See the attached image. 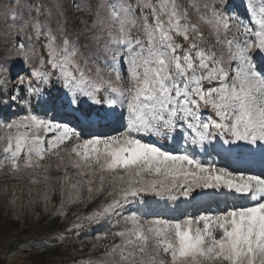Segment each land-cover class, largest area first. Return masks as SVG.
Wrapping results in <instances>:
<instances>
[{
  "label": "snow or ice",
  "instance_id": "obj_1",
  "mask_svg": "<svg viewBox=\"0 0 264 264\" xmlns=\"http://www.w3.org/2000/svg\"><path fill=\"white\" fill-rule=\"evenodd\" d=\"M0 173L99 201L82 264H264V0H0Z\"/></svg>",
  "mask_w": 264,
  "mask_h": 264
},
{
  "label": "rangeland",
  "instance_id": "obj_2",
  "mask_svg": "<svg viewBox=\"0 0 264 264\" xmlns=\"http://www.w3.org/2000/svg\"><path fill=\"white\" fill-rule=\"evenodd\" d=\"M72 3L73 0H70L69 4ZM8 115V112H4L5 118ZM116 130L122 129L117 127ZM105 131L111 132L112 129H105ZM161 143L168 150H180L183 147L182 142L161 141ZM195 150L199 151L198 149ZM202 158L211 159L212 157L205 156ZM217 161L219 162V158H217ZM221 166H226V162L221 163ZM232 167L242 166L233 164ZM52 175H56V173L53 172ZM45 195L49 197L47 201L44 199ZM62 195L66 205L64 211L67 215L68 212L69 214L72 213L68 220L67 229H71L72 222L76 219L73 213L87 215L99 203V201L96 203L89 202L87 205L81 204L79 206L67 204V192L64 194L59 191L49 192L44 184H31L27 179L20 180L0 173V241L18 235H34L42 237V243L46 245L38 254H33L26 248H21L14 253L3 255L0 258V264H49L62 255L72 257L94 251L91 245L95 242V237L98 232L102 231V228H86L80 232L79 236H76L75 231L64 232L66 228H56L52 231L53 234L50 233L51 231L46 230L50 225L49 220L53 216H62L59 213ZM235 202L239 204L247 203L245 200ZM209 203L212 209L217 207L214 202ZM209 203L201 205L199 203H191V201H186L183 198L176 202L158 201L153 205L152 211L167 219L180 217L181 214L195 217L206 207H209ZM194 204H197V206ZM220 205H222L220 207L224 206L223 203ZM177 206H180V208L175 209L178 208ZM60 233H64L67 238L66 242L58 240V245L60 246L57 250H52L53 246L50 245V237L52 235L57 237Z\"/></svg>",
  "mask_w": 264,
  "mask_h": 264
},
{
  "label": "trees",
  "instance_id": "obj_3",
  "mask_svg": "<svg viewBox=\"0 0 264 264\" xmlns=\"http://www.w3.org/2000/svg\"><path fill=\"white\" fill-rule=\"evenodd\" d=\"M69 4L70 0H66ZM72 216V213L65 217L64 215L58 216L55 215L49 220V227L46 228L47 231H51L50 233L53 234V230L56 228L65 229L68 225V220ZM104 229H102L103 231ZM51 236V235H50ZM53 237V235H52ZM50 237V245L53 246L52 250H57L60 245H58V239H53ZM42 237L34 236V235H18L14 236L9 239H5L0 241V258L3 255H7L10 253H14L15 251L26 248L33 254H38L41 252V249L46 245L42 243ZM50 250V251H52ZM90 255H95V252H89L87 254H80L77 256H61L57 260H54L52 263L49 264H82L83 261L87 260Z\"/></svg>",
  "mask_w": 264,
  "mask_h": 264
},
{
  "label": "bare ground",
  "instance_id": "obj_4",
  "mask_svg": "<svg viewBox=\"0 0 264 264\" xmlns=\"http://www.w3.org/2000/svg\"><path fill=\"white\" fill-rule=\"evenodd\" d=\"M176 207V206H175ZM154 212V211H153Z\"/></svg>",
  "mask_w": 264,
  "mask_h": 264
}]
</instances>
